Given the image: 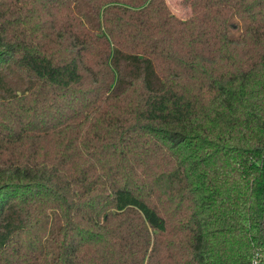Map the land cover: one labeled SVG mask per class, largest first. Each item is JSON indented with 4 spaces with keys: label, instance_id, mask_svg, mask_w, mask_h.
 I'll return each mask as SVG.
<instances>
[{
    "label": "trees",
    "instance_id": "obj_1",
    "mask_svg": "<svg viewBox=\"0 0 264 264\" xmlns=\"http://www.w3.org/2000/svg\"><path fill=\"white\" fill-rule=\"evenodd\" d=\"M0 0V264H264V0Z\"/></svg>",
    "mask_w": 264,
    "mask_h": 264
},
{
    "label": "rangeland",
    "instance_id": "obj_2",
    "mask_svg": "<svg viewBox=\"0 0 264 264\" xmlns=\"http://www.w3.org/2000/svg\"><path fill=\"white\" fill-rule=\"evenodd\" d=\"M172 12L181 18H187L191 15L190 5H186L184 0H166Z\"/></svg>",
    "mask_w": 264,
    "mask_h": 264
}]
</instances>
